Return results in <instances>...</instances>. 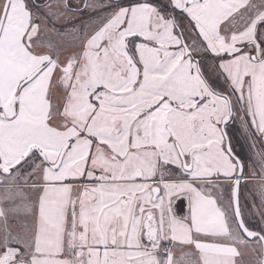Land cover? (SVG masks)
Here are the masks:
<instances>
[{"label": "snow or ice", "instance_id": "6c2138e0", "mask_svg": "<svg viewBox=\"0 0 264 264\" xmlns=\"http://www.w3.org/2000/svg\"><path fill=\"white\" fill-rule=\"evenodd\" d=\"M246 161L264 0H0V264H264Z\"/></svg>", "mask_w": 264, "mask_h": 264}, {"label": "rangeland", "instance_id": "374dc122", "mask_svg": "<svg viewBox=\"0 0 264 264\" xmlns=\"http://www.w3.org/2000/svg\"><path fill=\"white\" fill-rule=\"evenodd\" d=\"M43 2L48 3V0H43ZM50 2L55 4L57 0H50ZM256 2H259V0H256ZM72 3L75 2L72 1ZM89 17L90 10L83 13H77L75 16L68 15L63 17L62 19L50 17L48 20V26L49 28L53 27V25H55L56 27H60L68 21L88 22ZM90 30L91 29L89 28V31ZM49 35H51V33H49ZM52 38L56 39L55 36H52ZM229 132L230 135H232V137L237 140V144H239L238 146H236V142L233 139V143L236 146L237 151H240L244 156L252 157L253 159H255L254 153L255 151L261 149V145L257 144L256 149L254 150L249 149V144L251 143V141L245 140L239 121L230 125ZM245 177L246 179L243 180L241 188V205L245 214L246 221L252 224H256L261 221L260 214L264 213V202L261 201V197L259 194L261 185L264 184V180H262L260 177L259 168L255 164H252L248 161H246ZM229 195L230 192L226 190L224 193L225 200H227ZM246 259L250 258L246 257Z\"/></svg>", "mask_w": 264, "mask_h": 264}, {"label": "flooded vegetation", "instance_id": "af4514ba", "mask_svg": "<svg viewBox=\"0 0 264 264\" xmlns=\"http://www.w3.org/2000/svg\"><path fill=\"white\" fill-rule=\"evenodd\" d=\"M72 1H74L75 3H77L78 2V0H72ZM48 2H49V0H48ZM88 11V10H87ZM85 12V11H84ZM234 139V138H233ZM234 141L236 142V146H238L239 144H237V140L236 139H234ZM262 147V146H261ZM239 148V147H238ZM242 183H243V180L241 181V185H240V203H241V188H242Z\"/></svg>", "mask_w": 264, "mask_h": 264}, {"label": "water", "instance_id": "95a60500", "mask_svg": "<svg viewBox=\"0 0 264 264\" xmlns=\"http://www.w3.org/2000/svg\"><path fill=\"white\" fill-rule=\"evenodd\" d=\"M239 195H240V191H239Z\"/></svg>", "mask_w": 264, "mask_h": 264}]
</instances>
